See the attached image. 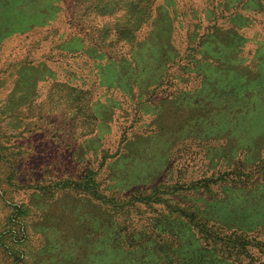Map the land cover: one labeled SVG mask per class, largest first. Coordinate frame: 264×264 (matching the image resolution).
Instances as JSON below:
<instances>
[{
    "label": "rangeland",
    "instance_id": "obj_1",
    "mask_svg": "<svg viewBox=\"0 0 264 264\" xmlns=\"http://www.w3.org/2000/svg\"><path fill=\"white\" fill-rule=\"evenodd\" d=\"M21 2L15 30L0 22V264H94L84 255L94 249L116 264H185L223 245L193 240L197 214L250 202L264 227V0H53L39 21L36 11L19 20ZM159 49L158 70L141 64ZM131 55L135 72L124 74ZM32 63L45 78L25 88ZM168 95L180 108L173 131L147 151L162 173L121 191L110 175L130 161L124 145L155 132ZM89 177L106 195L76 200L62 183ZM253 231L220 232L241 254L251 248L239 264H264V230ZM215 252L223 262L207 264H225V246Z\"/></svg>",
    "mask_w": 264,
    "mask_h": 264
},
{
    "label": "trees",
    "instance_id": "obj_2",
    "mask_svg": "<svg viewBox=\"0 0 264 264\" xmlns=\"http://www.w3.org/2000/svg\"><path fill=\"white\" fill-rule=\"evenodd\" d=\"M20 1H22L21 2L22 7H23V10L25 9V11L19 15V17H18L19 20H20V18H25V17L28 18V16H30L29 14H31L30 13L31 11L37 12L38 16H36V17H37L38 21H39V19H42L43 16L48 17L49 16L48 12L51 11V6L53 4L52 3L53 0H0V22L6 23L5 28L13 29V30L16 29V27L12 26V22H10L8 18L14 17L13 12H16V10L18 9ZM154 1L155 0H153V2ZM46 9H47V11H45ZM42 12H46V14H44ZM10 15L12 17H10ZM42 25H43V23L40 24V26H42ZM155 26H156V22L153 24V27H152V28H154L153 29L154 31H155ZM0 29H2V28H0ZM151 33L153 34V32H151ZM156 34H157V32L154 33V35H156ZM146 39L147 38L143 39V41H139V40L135 41V43H133V47H137V46L143 45V44L145 45ZM161 42H162L161 39H159V41H157V40L153 41V43L156 45H158ZM168 43L170 44L169 49L171 51L172 50L173 51L178 50V49H176L175 45L173 44L172 39H170ZM1 45H2V43H0V46ZM81 50H83V49H81ZM158 52L159 53L156 55H152V54L147 55L148 53H146L144 55V59H143L141 64L145 65V67H147V66L151 67V66L155 65V70H158V68H160V66L157 67L156 65H159L161 62H164V59H165L164 63H166V56H167L166 51H161V49H159ZM129 59H130V63L123 70L124 74H127V73L132 74V72H135L134 66H136V63H134V61H135L134 57L132 58V55H131L129 57ZM152 61L154 63H152ZM41 69H43V68H40L39 64L37 65L34 63H32L31 65H28V66H24L21 69V72H22L21 74L24 77L21 81L23 83V87L26 88L28 86L27 81L29 82V84L33 83V85H36V82L38 79L43 80L45 77L44 76L41 77ZM152 73H155V71H152ZM196 74L200 75L201 73L199 72ZM154 76L155 75H152L149 77L151 79ZM40 77H41V79H40ZM211 82H213V81H211ZM135 92H137V91H135ZM140 92H141V90L139 89L138 93L140 94ZM128 94L129 93L127 92L126 95L133 98V93L131 95H128ZM164 100H165V102H164L165 105L159 106L160 111H159V113H157V115H156L157 117H155V120H154V124L156 126L155 132L150 133L146 136H144L142 134H136V138L126 141V143L124 145L127 150L125 152H123V155H126L127 157H129L130 161H128V163H125L126 165H123V167H122L123 170H121L119 172L111 173V175H110L111 181L116 182L118 184H121V186H122V188H120L121 191L126 190L127 185H125V184L128 181L130 183V182L134 181L135 178L137 179L136 182L137 181H139V182L150 181L151 178L145 177V176H159L162 173L161 170L160 171H159V169L156 170L158 168V167L156 168V166H157V163L159 161V160H157V157H155L154 155H150V153H152V152H147V151L150 148L151 142L153 140L150 138L155 136V138H156L155 141H164V138L167 136V135L165 136V134L173 131L174 124L171 122V119L174 118L175 115L177 114V110H178L179 106H177L176 100L173 97V95H168V99L166 98ZM144 107H145V104L143 103L142 106H140L139 108H141L143 113L150 114L149 112L144 110ZM186 110H189V109L186 108ZM118 114L120 115V112H118ZM101 118H103V114L101 115ZM102 120L103 119H101L99 121V123H102ZM97 126H99V125H97ZM180 128H177L175 131H178ZM247 133L248 132H246V134ZM92 134H93V132H92ZM110 134H113V132H111ZM86 136H88V134L85 133V135L83 137H86ZM95 136H96V134H95ZM250 136L251 137H249V138H252V135H250ZM82 142H84V144H86V139H83V141H81L80 143H82ZM144 144H147L148 146H146ZM175 144L177 146V143H175ZM171 157H172V155L170 157H168V158L166 157L164 159V161H163L164 166H165V164H167V162L171 161ZM118 159L116 158L115 160H112L111 161L112 164L116 163ZM67 160H68V158L63 159V162L65 161L64 162L65 163L64 168H66V170L71 167L70 165H73V164H69V161H67ZM60 170H61L60 168L57 169V171H60ZM62 180H63L62 183L64 184L63 186H67V183H70L71 187L76 188L75 190L79 191V192H77V195H76L77 197L74 196V198L76 200H89L88 194L89 195L92 194L93 191H96V193H100V194L103 193L104 195H106L102 188L95 185V182L93 181L94 180L93 177L87 178L84 182H83V180H73V179H62ZM58 183H59L58 181H55V183L53 181L52 183H49L46 185H48V186L52 185L53 186V184H58ZM78 188H80V189H78ZM140 191L141 190H137L135 192H140ZM37 193H38L37 191H33V195H35ZM69 193H72L71 189L69 190ZM80 193H82L81 199H79L80 195H78ZM33 198H36V197H33ZM61 201L63 204L65 203V199H63ZM134 204L136 205V202ZM250 205L253 206L250 211H248V209H247L249 206H245L244 204L241 205L240 206L241 209L247 210V211H244L242 213H233V212L232 213H229V212L224 213V210L220 209L218 211L213 212L214 214L212 215L211 209H207L205 214L202 212L197 214L196 216H198V219L195 222L197 224L196 226L198 229L195 230V232L193 231V237H192L193 240L199 241L200 243H203V240H206L207 236L208 237L211 236L213 239L218 238V240L223 242V245L222 244H220V245L214 244V245H211L212 247L209 246L207 248H204L201 251L199 250L195 255L192 256L195 259H190L185 264H198V263L207 264V263H211L214 261L222 263L223 260L221 262L219 260L218 256H214V253H216L215 251H217V249H219L221 246H225V250L228 252V257H226L227 261L225 262V264H239V262L241 260L240 256H242V255L252 257L253 254L251 253V248L249 246L248 247L244 246V253L241 254L238 250H235L234 247H232V245L228 241V240H230V238L225 239L226 236H223L224 234L220 233L222 231L224 233H225V231H230L231 233L238 235L239 238H242V240H245V239L247 240L249 234L254 232L253 231L254 229H256V231L257 230L258 231L264 230V227L258 228L260 221H257L260 219V216H262L263 209H261L258 202L257 203H251L250 202ZM86 215L89 216L88 213L84 212L83 216H86ZM263 220H264V217H263ZM216 226H219V227H217L218 231L212 228V227H216ZM178 229L182 230L181 227H179ZM248 241H250V240L248 239ZM255 241L258 242V245H259V243L264 244V242H262L261 240L256 239ZM93 252L95 255H97V258L99 259L98 263L94 262V264H102V263L103 264H116L115 259H114V261H115L114 263H113V261H109L110 260L109 254H111V253H109L106 250H103V251L98 250L97 251L94 249V251L90 250L88 252H84V255H86V256L91 255V254H93Z\"/></svg>",
    "mask_w": 264,
    "mask_h": 264
}]
</instances>
